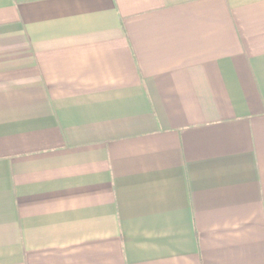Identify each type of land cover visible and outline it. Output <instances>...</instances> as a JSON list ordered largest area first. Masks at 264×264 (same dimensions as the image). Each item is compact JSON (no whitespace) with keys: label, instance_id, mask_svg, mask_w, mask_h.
I'll use <instances>...</instances> for the list:
<instances>
[{"label":"crops","instance_id":"1","mask_svg":"<svg viewBox=\"0 0 264 264\" xmlns=\"http://www.w3.org/2000/svg\"><path fill=\"white\" fill-rule=\"evenodd\" d=\"M0 264H264V0H0Z\"/></svg>","mask_w":264,"mask_h":264}]
</instances>
